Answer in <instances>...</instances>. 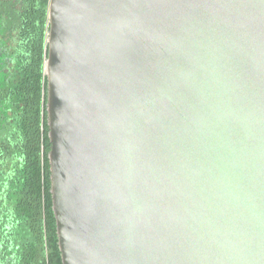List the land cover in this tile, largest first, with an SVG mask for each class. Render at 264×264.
<instances>
[{
  "label": "water",
  "instance_id": "1",
  "mask_svg": "<svg viewBox=\"0 0 264 264\" xmlns=\"http://www.w3.org/2000/svg\"><path fill=\"white\" fill-rule=\"evenodd\" d=\"M62 264H264V0H50Z\"/></svg>",
  "mask_w": 264,
  "mask_h": 264
},
{
  "label": "trees",
  "instance_id": "2",
  "mask_svg": "<svg viewBox=\"0 0 264 264\" xmlns=\"http://www.w3.org/2000/svg\"><path fill=\"white\" fill-rule=\"evenodd\" d=\"M50 0H0V264H62L50 193Z\"/></svg>",
  "mask_w": 264,
  "mask_h": 264
}]
</instances>
